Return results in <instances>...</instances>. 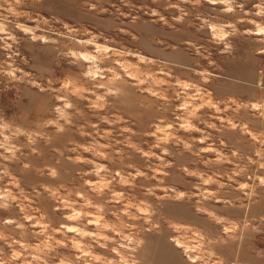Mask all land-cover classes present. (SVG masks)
Returning <instances> with one entry per match:
<instances>
[{"label": "rangeland", "instance_id": "374dc122", "mask_svg": "<svg viewBox=\"0 0 264 264\" xmlns=\"http://www.w3.org/2000/svg\"><path fill=\"white\" fill-rule=\"evenodd\" d=\"M0 264H264V0H0Z\"/></svg>", "mask_w": 264, "mask_h": 264}, {"label": "bare ground", "instance_id": "6f19581e", "mask_svg": "<svg viewBox=\"0 0 264 264\" xmlns=\"http://www.w3.org/2000/svg\"><path fill=\"white\" fill-rule=\"evenodd\" d=\"M83 57H84V59H87L86 56H85V54H83ZM83 57H82V59H83ZM70 229H72V228H70Z\"/></svg>", "mask_w": 264, "mask_h": 264}]
</instances>
